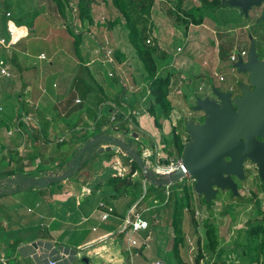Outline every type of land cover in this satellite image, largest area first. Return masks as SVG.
Returning a JSON list of instances; mask_svg holds the SVG:
<instances>
[{
	"label": "rangeland",
	"instance_id": "rangeland-1",
	"mask_svg": "<svg viewBox=\"0 0 264 264\" xmlns=\"http://www.w3.org/2000/svg\"><path fill=\"white\" fill-rule=\"evenodd\" d=\"M68 1L72 2L74 6L72 9H74V11L68 8L67 2L65 3V1L63 8L58 9L56 5L53 4L52 0H29V6L33 8L31 12H37L36 10L42 9L47 14L43 13L44 17H50L52 20L50 22V28H52L50 29L51 34H49L47 30L46 33H39L38 30H36L33 31L35 32L33 35H30L31 43L29 44L27 60L30 61L29 68L33 70L32 81L33 79H38L39 75H41L40 77L46 79V90L44 91L53 93L57 85L61 86L62 69L65 72L69 69L73 70L79 67L77 71L78 75L88 79L89 74L83 71L85 69V61L82 55L91 54L90 52H92L97 54L94 56L95 58H102V54L104 53L101 50L100 42L103 38H106L109 41L110 47L117 55V63L121 71H117L116 73L115 71H111L113 76L109 77V71H105L108 66L102 64V60H98L94 66L88 67V71H93L91 76L97 79L100 89L94 90L92 88L91 95H87L84 100L80 97V94H78L82 90L81 83H77L76 85L74 82L73 85L69 86L71 87L70 90H73L74 99L76 95H78L79 99L85 101L83 104H76L75 111L77 112L82 109V105L84 106L83 108L86 106H93L94 97H98L100 100L102 99L105 105H94V108L96 106L95 112L98 118V124L103 122L102 119L105 120L107 118V120L110 121L107 129L108 133L110 134L112 132L110 136L117 140V144L120 142L122 146L126 145L129 147L130 152H138L140 154L138 157L143 164V168L139 167V170L133 175L131 174V176L128 174L130 169V161L127 158L128 152H124L122 155L115 154L108 160L105 158L107 157V152L97 154V150H95L96 157H93L94 151L92 154H87L86 157H83L82 160H87L88 162L87 167H85L88 169L84 168L83 173H80L75 179L83 183H90L91 186H97L98 183L99 187L103 185V183L106 184L110 177L119 178V180L111 185L113 188L122 189L121 193L123 194L117 197L115 205L124 215L128 211L130 205L136 200L139 201L138 209L140 210V206L143 204L145 205L150 192L154 196L168 200L169 194H166V185H163L161 188L157 187L153 189L145 180L146 175L154 172L155 163H158L160 166H164L165 164H163V162L166 154L162 151L167 145H164L162 140H164L163 138H168L166 140L167 143H171L172 138L170 133L172 127H174L176 133L181 135L184 144L186 143L185 141L189 138L186 124L188 122L201 124L205 119L203 112L194 111L197 99L202 100L205 97L216 99L213 94V90L216 89L220 92H230L233 100L242 95L241 87H250L249 73L239 72L237 68H235L236 63L230 62L229 56L231 54L237 56L241 50H245L249 53L250 44H252L251 41H255L258 59L264 58V21H259L262 14V7H252L247 15H243L240 13V9L234 7L222 6L218 9H213L212 6L203 7L207 5L210 0H184L186 5L190 7L195 5L204 8L201 13L197 12L194 14V16L201 15V25H189L185 30L179 23L180 21L175 19L174 11L171 10V7H173L171 5L174 4L175 1L153 0L152 8L149 11V15H147L140 11V6L138 4L139 0H85V2H88V15L91 18V24L78 18L80 3H78L77 0ZM203 1H206V3ZM169 12H171V14ZM39 14L40 12L36 14L33 13V19L35 20V17ZM75 24L77 31L82 32L87 30L85 34L82 35L81 45L76 50L72 44L73 39L70 33L71 27L74 28ZM148 25H150L148 28L151 30V33L146 37L150 38L152 34L154 37L152 40L153 45H147L151 47L154 45L156 46L157 53L155 57L159 74L163 77L166 76V74H178L181 78L183 76V84L185 85L183 91H181L180 87L171 91L170 100L174 105V109L169 113V118L164 122V130L157 129V134L155 133L154 135L150 134V130H152L150 129L152 128L151 126H149L148 130L145 128L147 127L145 123L146 125L149 123L154 124V119L152 115L146 112L149 105V93L143 85V80L147 73L144 71L143 65L136 54V48H150L143 43L145 38L144 31ZM133 33L138 38L137 44H133L130 40V36L133 35ZM7 36L8 33L4 34L5 38H7ZM42 37H50L51 40L52 38H54V40L43 41ZM61 40L62 47L65 49L68 56L75 57L76 54V60H82L81 63H77L76 65L74 64L76 61H73V58L68 59L70 60L66 61L68 64H74L72 67L67 64L66 68L68 70H66V68H61V51L57 53L55 56L56 58H54L50 52L52 44L49 45V48L45 45L46 42H57L58 48L61 49ZM41 53L45 55V59L43 60L38 58ZM244 60H247V56ZM97 66L102 68V70L99 71L98 68L96 69ZM89 68H91V70ZM12 70L14 69L12 68ZM65 73L67 74L68 72ZM66 78L67 77H63V80ZM68 78L67 83L62 85L65 89L69 88L70 77ZM37 82L38 81H34V85H36ZM53 85L55 86L53 87ZM250 89L252 88L250 87ZM34 90L35 98L37 95V88ZM116 92L118 94H116ZM49 98L53 99L52 96ZM59 99L60 97L57 98V100ZM136 99L138 100V105L141 99L140 102L143 111L146 112L140 123L139 119L143 116L142 113L138 116L131 115L137 106ZM1 103H3L6 109H9V107L11 108L10 104L6 101H1ZM23 105V103L20 104L21 107ZM31 105H34V103L30 104V106ZM108 107H112L114 112ZM60 108L61 111L58 113L59 109L57 106H53L52 103L50 104L44 101L41 107V112L43 114L42 119L44 122H41L39 117L32 122L34 124L33 126L37 128L38 125H43L42 131L46 130L50 136L47 138L46 134V138L41 140L42 147L44 148L43 156L45 157L42 165L39 166L40 175H38V173H36V175L41 176L42 179L58 177L68 170V165H65L63 168H61L60 165H54L53 168L50 167L49 171L43 169V166L45 167L49 163L56 164V161H60L61 159V157H59V155H61L59 152L62 148L66 147L67 144L66 142L58 144V142H56L58 136L63 135L65 139L70 138L73 139L72 141L81 143L84 138L89 139L92 133L96 131L92 126L93 123L82 129L76 128L78 124H81L78 122L79 114L76 116L77 113H66L65 117L70 115L67 119L59 115L63 112L61 105ZM121 110L124 112L126 110V112L129 113L128 120L130 123L129 126L126 127L128 128L127 134L121 132L124 129L123 125L120 126L121 123L119 121L113 120L116 116L121 114ZM164 116H168V113L164 114ZM51 117L56 118V121L52 123V119H49ZM136 119L141 129L145 133L150 134L149 138L142 137L141 131L135 126ZM161 121H163V118L160 119V122ZM56 122L61 125V130L56 127L53 130L51 129V126ZM75 124L77 125L74 127ZM110 125L113 127L111 128ZM14 128L15 126L13 125L11 129L14 130ZM118 128L120 131L117 130ZM52 134L54 136H52ZM139 135H141V142L147 145L146 147H140L138 142ZM91 139L92 137L90 140ZM151 139H154V141H151ZM53 142L55 145L52 147ZM100 146L105 147L104 145ZM148 149L154 154L153 158H151L152 156L145 158L146 154L148 155L150 152ZM173 149L174 147L171 146V150ZM112 152H117V150H112ZM71 156L67 157L69 163L72 161ZM167 157L170 160H180L177 154L174 153H172L171 157ZM124 161L128 162L126 167H122L125 165ZM1 163L3 167L7 166V163ZM119 169H121L122 176L117 175ZM94 170L97 171L94 172ZM101 171L104 173L105 171L107 172L101 177ZM243 174V179L231 176V179L237 185V194H233L229 189L223 191L218 190L211 203L205 202L203 196L194 193L193 179L185 177L183 181L180 182L184 189L183 195L186 194V198L188 199V208L193 214V223L186 213L182 216L180 215V218H182V231H179L176 235L183 237V242L182 239L179 241V250L182 251V253L186 252L193 258L194 252L196 253V251H198L196 241L197 238H199L204 250L202 264H212L217 259V256L212 255L206 250L208 243L206 232L212 231V236L215 237L217 243L213 251L216 250V252H219V250H224L218 261L222 262V264H250L248 262L250 256L248 248L249 246L253 247V245L248 244L249 237H247V234L248 230L253 225L261 223V226H264V221L262 220L264 190L257 169L253 163L249 162L245 164ZM143 180H145V184H143ZM107 184L110 185V183ZM173 185L174 184L170 187V190L171 192L174 191V193L171 194H175L177 198H180L183 192L179 191V193L177 189L179 187H177L176 184ZM143 186L146 190L143 189ZM254 193L257 194V200L259 202L252 199ZM220 197L221 199L219 201H215V199H219ZM182 198L184 197L182 196ZM163 202V200H160L161 204H163ZM169 206L174 207L173 203ZM28 207L30 211L34 212V204L28 205ZM167 207V205H164V209ZM68 209L74 211L73 205ZM159 211H161V208ZM172 215L171 213L170 218H172ZM261 237L262 236H260V238ZM158 240L162 243L161 245L164 249L157 248L159 260L161 259V261H164L166 264H171V262L175 261V258L173 259L175 253L172 252L173 242L175 240V229L168 228L167 232L159 233ZM185 242L188 246H186ZM189 246L193 249L192 251H189ZM255 252L258 261L254 264H263L264 252L262 249L257 248ZM144 253L147 259H154L155 257V255L154 257H149L147 249L144 250Z\"/></svg>",
	"mask_w": 264,
	"mask_h": 264
},
{
	"label": "crops",
	"instance_id": "crops-1",
	"mask_svg": "<svg viewBox=\"0 0 264 264\" xmlns=\"http://www.w3.org/2000/svg\"><path fill=\"white\" fill-rule=\"evenodd\" d=\"M168 1H175L171 5L175 7L177 0ZM67 5L70 10L74 11L72 2L68 1ZM184 6H186L185 3ZM32 9L29 6V0H0V40L5 39L7 42H12L10 47L0 44V105H3L1 101H6L11 106V108L6 109L4 105H1L3 110L0 112V264H3L2 260L6 264H47V261L52 259L58 260V264H154L156 261H161L157 254V248L163 249L162 243L158 240L159 233L167 232L168 228H172L173 215L170 218L171 207L168 206L164 209V202L161 204L160 200L153 194H150L145 205L143 204L140 206V210L138 209L141 219L147 222L148 227L130 235V239L136 241V245L132 246L127 243L126 235L118 233L125 215L118 210L115 200L123 194L121 193L122 189L113 188L103 182V185L99 187L98 183L97 186H91L90 183L76 180V175L71 179L70 176L68 179L59 182L52 181L54 183H51L50 179L54 178L51 177L44 185L33 183L42 179L41 176L36 175V173L40 175L39 166L42 165L45 157L43 156L44 148L41 140L50 137L46 130H44L45 132L42 131L43 125L40 124L38 128H34L32 123L38 117L41 122H44L41 112L42 102L47 101L50 104L52 103L53 106H57L58 113L61 111V105L63 111L59 114L61 117H65V114L70 112L77 113L76 116L79 114L78 122L81 124H78V126L75 124L74 127L80 129L92 124L87 111L93 110L95 112L96 106L94 108V105H99V101L105 105V102L98 97H94V105L83 108L82 104L85 101L79 99L78 95L75 99L73 98L74 93L69 86L73 85L74 82L76 85L81 83L82 90L78 94L82 99L87 95H91L92 88L94 90L100 89L99 82L97 79L92 78L93 71L91 68H89L91 71H88V67L94 66L102 58L98 56H96L98 58H95L94 56L97 54L92 52H90L91 54L82 55L85 61L83 71L89 74L88 79H86L78 75L79 67L73 70L66 68L68 64L66 61H70L68 59L73 58V61H76V63H73L76 65L81 63L82 60H76V54L75 57L68 56L62 47V40L61 49L58 48L57 42L45 43L48 48L52 44L53 49L51 48L50 52L54 58L61 51V68L68 70L65 71L68 72L67 74L63 69L61 70V86L57 85L53 93H47L44 91L46 90V79L44 77L39 75L38 79L32 81L33 70L29 68L30 61L27 60L29 44L31 43L30 35H33L35 33L33 31L36 30L39 33H46L47 30L51 34L50 29H52L50 28L52 20L50 17H44V14H46L44 10H36L40 14L34 20L32 14L37 12H31ZM5 13H10V16L7 17ZM11 30L17 33L15 39L9 36ZM6 33H8L7 38L4 37ZM42 40L52 41L54 38L51 40L50 37H42ZM114 55H116L115 51ZM74 64L68 65L72 67ZM97 68L99 71L102 70L98 66ZM119 69L120 66L117 63V70L113 71L116 73L121 71ZM1 70H4L5 74H1ZM109 70H112V68L106 67L105 71L108 72ZM62 76L67 78L63 80ZM68 77H70V84L68 85L69 88L65 89L62 85L67 83ZM34 81H38L36 85H34ZM178 87L181 91L185 89L183 76L181 78L178 74H171L170 94L173 89ZM35 88H37L36 93L38 96L36 95L34 98ZM116 94L118 93L116 92ZM50 96L53 99L49 98ZM58 97H60L59 100H57ZM76 100H79V103H76ZM140 100L139 105L137 101V106L132 112L133 116L142 113L143 116L139 119V123L146 113L143 111ZM32 102L34 105L30 106V104H33ZM22 103L24 105L21 107L20 104ZM80 103H82V109L76 112V104ZM23 116H28L32 121L25 122ZM68 117L65 118L68 119ZM49 119H52V123L56 121V118L51 117ZM128 122L130 123L129 120ZM135 122L141 131L142 137L149 138L150 134H157V129L164 130L165 121L161 122V129L152 123L148 125L145 123L146 130L149 129V126L152 127L150 128L152 129L150 134L141 129L137 119ZM13 125L15 126L14 130L11 129ZM55 127L61 130V125L58 122L54 123L51 129L53 130ZM16 128H19V132L16 131ZM105 128L102 127V129ZM9 131H12L11 135H8ZM53 134L52 136H54ZM141 135H139L138 142L140 147L143 148L147 145L141 142ZM69 139H65L63 135L57 137L56 142L58 144L65 142L67 144L59 152L61 155L57 154L61 159L56 161V164L49 163L45 167L43 166V169L49 171L50 167L53 168L54 165L63 162L61 168L67 165L65 163L68 161L67 157L71 156L81 146L78 141ZM151 141H154V139H151ZM162 142L164 141L162 140ZM54 145L53 142L52 147ZM166 149L169 148L166 146L162 151L165 154L167 153ZM149 151L148 155H154L151 150ZM173 153L176 154V150ZM164 159L168 160L167 154ZM1 162L7 163V166L3 167ZM8 173L11 175L9 176ZM80 173H83V171ZM101 173L100 176L102 177L105 173L103 171ZM120 176H122V173ZM137 201L132 203L130 207ZM33 204L35 206L34 212L30 211L28 207V205ZM72 205L74 211L68 209ZM106 207H111L113 211L110 217L103 221L101 216ZM160 208L161 211H159ZM186 246L188 245L186 244ZM189 247V251H192L191 246ZM145 249L148 250L149 257L155 255L154 259H147L144 255ZM194 254L192 258L186 252L182 253L180 251L179 257L182 262L191 264ZM174 258L175 261L171 264H178L175 255ZM161 262L165 263L164 261ZM200 264H202V261Z\"/></svg>",
	"mask_w": 264,
	"mask_h": 264
},
{
	"label": "water",
	"instance_id": "water-1",
	"mask_svg": "<svg viewBox=\"0 0 264 264\" xmlns=\"http://www.w3.org/2000/svg\"><path fill=\"white\" fill-rule=\"evenodd\" d=\"M227 5L240 9L243 15H247L250 8L261 6L259 21H264V0H230ZM235 68L249 73L252 89L241 87L242 95L233 100L230 92L214 89L216 99L196 100L194 111L203 112L205 119L202 124H186L189 139L183 147L181 165L169 176L174 181L185 177L193 179L194 193L203 196L205 202L213 200L217 190L229 189L237 194V185L231 176L244 178L243 163L246 160L255 165L264 190V61L258 60L254 43L247 60L240 58ZM94 141L92 139L84 148L91 147ZM115 144L99 147L96 152L118 150L117 142ZM133 156L143 168L139 157ZM70 176V172H65L51 179L59 182ZM47 180L34 182L44 185Z\"/></svg>",
	"mask_w": 264,
	"mask_h": 264
},
{
	"label": "trees",
	"instance_id": "trees-1",
	"mask_svg": "<svg viewBox=\"0 0 264 264\" xmlns=\"http://www.w3.org/2000/svg\"><path fill=\"white\" fill-rule=\"evenodd\" d=\"M64 1H65V3L68 2L67 0H52V2L56 5V7L58 9L63 8ZM152 1L153 0H139V3H138L140 6L139 9L143 14L149 15V11L152 7ZM227 1H230V0H210V2L203 7H206V6L211 7L212 6L213 9H218L222 6H228ZM77 2L80 3L79 10H78L79 11L78 12L79 13L78 18L83 19V21H86L87 23L91 24L92 21L88 15V11H89L88 10V2H85V0H77ZM203 2L206 3V1H203ZM184 3H185L184 0H177L175 7L171 8V10L174 11L175 19L180 21L179 23L181 24V26L185 30L189 27V25H195V26L201 25V23H202L201 15L199 14L197 16H194V14L197 12L201 13V11L204 8L203 7H197L195 5H192L191 7L186 5L183 7ZM169 13L171 14V12H169ZM149 26L150 25H148L144 31L145 38H144L143 43H145V44H146V40L148 39V37H146V36L149 33H151V30L148 28ZM86 31L87 30H84L82 32L77 31L76 24L74 25V28L71 27L70 33H71V36L73 39L72 44L75 47L74 48L75 50L78 49V47L81 45L82 35H84ZM137 39L138 38L136 37V35L134 33H133V35L130 36V40L132 41L133 44H137ZM148 45H150V44H148ZM148 45L146 44V46L150 47V48H146V47L136 48V54L138 55V58L140 59L142 65H143L144 71H146V73H147V75L144 79V87L148 90V93H149V97H148L149 105H148L146 112L153 116L154 125L161 129V126H162L161 122L162 121L160 122V119L163 118V121L167 120L169 118V113L174 109V105L172 104V102L170 100L171 74H166V76H164V77L161 74H159L158 67H157V61H156V57H155V54L157 53L156 46L154 45L153 47H151ZM115 58L117 59L116 55H115ZM137 101L138 100L136 99V104H137ZM98 104H101V101H99ZM121 106H124V105H121ZM108 108H111V110H113V112H114V109L112 107H108ZM87 113L89 115V119H90L91 123H93V128L96 129V131L98 133L96 131H95V133H92L91 137H92V139L94 138L95 141L93 142L91 147L84 148L88 142L92 141V139L90 140L91 137L89 139L84 138V140H83L84 142L83 141H82L83 143L81 142V146H79L73 152V154L71 156L72 161L70 163L68 161L65 162L69 166L68 170H66V172L71 173L70 179L73 178L75 175L78 176L79 173L81 171H83L85 167H87V165H88L87 160H82L84 156L86 157L87 154H92V152L94 151L93 157H96L95 156V150H97V148H99V147H102L100 145H104L106 147V146L116 145L115 143L117 142V140H115L108 133L107 129H108L109 122H110L109 120L102 119L103 122L98 124V118H97L96 113L93 110H88ZM166 113H168V116L165 117L164 114H166ZM128 114L129 113H127L126 110H125V112L123 110H121V114L119 116H116L113 119L115 121L116 120L119 121L121 123L120 126L123 125L124 129L121 132H124L126 134L128 133V128H126L128 126V123H129L128 122ZM102 127H106V128L102 129ZM110 127L112 128L113 126L110 125ZM118 130L120 131V129H118ZM170 136L172 138L171 143L170 142L167 143L166 140L168 138H164L165 140H163L164 144L167 145V147L169 148L168 150L166 149L167 150L166 154H167V156L171 157L173 151L176 150L177 156L179 158H181L183 147H184V141H183L181 135L176 133V129L174 127H172V131L170 133ZM188 139L189 138H187V141H188ZM187 141H185V142H187ZM117 146H118L117 152H112V151L107 152L106 153L107 157H105V158L109 160L115 154L116 155L117 154L122 155L124 152L125 153L128 152L127 158L130 161V169H129L128 174L133 175L135 172H137V170H139V167H140L137 164L133 154H136L137 156H139L140 154L138 152H133V151L130 152L129 147H127L126 145L122 146V143H120V142H119V144H117ZM171 146L174 147L173 150H171ZM95 160H96V158H95ZM127 163L128 162L124 161L125 165L123 164L124 166H122V167H126ZM164 163L168 164L169 159L165 160L163 162V164ZM63 164H64V162L59 164V165L62 166ZM85 169H87V168H85ZM96 171L97 170H94V172H96ZM10 175L11 174H9V176ZM50 180H51V183H54V182H52L53 179H50ZM117 180H119V178L110 177L108 179L107 183H110V185H111L112 183H115V181H117ZM145 180L151 185L150 187L153 189H155L157 187L161 188L163 185H168V184H170V187H171L172 184H174V185L176 184L177 187H179V188H177L178 192L184 191L182 184L180 183L181 181H183V179L181 181H174L169 176L151 173L149 175H146ZM33 183L37 185V182L36 183L33 182ZM146 193H147V191H146ZM171 193H174V191L171 192V190H170V193L168 195L169 196L168 200L167 199H165V200L161 199L162 197H157V196L156 197L161 201L163 200L164 205L169 206V205H171V203H173V205H174V207L170 206L172 208V209L171 208L170 209H171V212L173 214V221H172L171 226L173 229H175V240L173 242L172 251H173V253H175V257L177 259L178 264H188L187 262H185V263L182 262V260L179 257L180 250L178 248V245H179L180 239H182V242H183V237L177 236L176 233H178L179 231H182V220H181L182 218H180V215L182 216L186 213V215L189 216L191 222L193 223V214L190 211V209L188 208V199L186 198V194L183 195L184 192L182 193L180 198H177L175 194H171ZM148 194H149V191H148ZM150 194H152V193L150 192ZM182 196L184 198H182ZM220 199H221V197L219 199H215V201H217V200L219 201ZM252 199L256 201L257 200V194L254 193L252 195ZM211 201H210V203H211ZM262 220L264 221V208H263ZM263 227L264 226H261V223H259V224L251 226L250 229L248 230V234H247V237H249L248 238L249 239L248 244L253 245V247L249 246V248H248L249 252H250L248 262L250 264H254L258 261L257 260L258 257L256 256V252H255L257 250V248L262 249V251L264 252V228ZM193 230H194V228H193ZM206 235L208 236V243H207L206 250L209 251L212 255L217 256V259L212 264H222V262L218 261V259L221 258V254L224 252V250H222V251L219 250V252H216V250L213 251L215 249V245L217 244L216 239H215V237L212 236V231L211 232L207 231ZM260 236H262V237L260 238ZM196 242H197L198 251H196V253L194 254V259H193V262L191 264H200V262L203 261V259H204L203 258L204 257V250L201 246L200 239L197 238Z\"/></svg>",
	"mask_w": 264,
	"mask_h": 264
},
{
	"label": "built area",
	"instance_id": "built-area-1",
	"mask_svg": "<svg viewBox=\"0 0 264 264\" xmlns=\"http://www.w3.org/2000/svg\"><path fill=\"white\" fill-rule=\"evenodd\" d=\"M155 1V0H154ZM5 15L8 17L10 16L9 13H5ZM9 36L10 38L14 37V32L13 30L9 31ZM153 34L151 35L150 38H148L146 40V44H152V40H153ZM0 44L1 45H7L8 47L12 46V42L11 41H6L5 39L0 40ZM100 46H101V50L103 51L104 54H102V64L107 65L109 68H112V70H109L108 76L112 77L113 73L111 71L113 70H117V62L115 59V55H114V50L110 47L109 45V41L106 38H103V40L100 42ZM180 50V49H179ZM248 56V53L245 50H241L239 52V54L236 56L235 54H231L229 56V60L230 62L233 63H237L238 60L241 58L244 60V58ZM39 59H45V56L43 54H40ZM245 61V60H244ZM112 66V67H110ZM1 74H5L4 70H1ZM76 103H79V100H76ZM3 108L0 105V112H2ZM23 120L26 121H32L31 118H29L28 116H23ZM16 131L19 132V128H16ZM12 131L8 132V135H11ZM153 155H147L145 156V158L151 157ZM180 160H169L168 164H164V166H160L158 163H155V168H154V172L155 174H160V175H167L170 176V174H172L176 168L178 166H180ZM121 169L118 170L117 175H121ZM143 184H145V180H143ZM144 189V186H143ZM146 189V188H145ZM144 189V190H145ZM166 189V194L168 195L170 193V184L166 185L165 187ZM138 206H139V201H137L135 204H133V206H131L129 208V210L126 212L122 223L119 227L118 233L119 234H124L126 235V241L128 244L134 246L136 245V241L135 240H131L130 239V235L137 233L140 230H145L148 226H147V222L145 220H142L140 217V214L138 213ZM113 211V209L111 207H106L104 212L102 213L101 216V220H106L110 217L111 212ZM3 264H6L3 260H2ZM59 261L52 259V260H48L47 264H58ZM154 264H165L161 261H156Z\"/></svg>",
	"mask_w": 264,
	"mask_h": 264
},
{
	"label": "flooded vegetation",
	"instance_id": "flooded-vegetation-1",
	"mask_svg": "<svg viewBox=\"0 0 264 264\" xmlns=\"http://www.w3.org/2000/svg\"><path fill=\"white\" fill-rule=\"evenodd\" d=\"M262 10H263V8H262ZM251 43H254L255 44V47H256V43H255V41H251ZM250 46H251V44H250ZM255 51H256V49H255ZM258 57V56H257ZM259 61H264V58H259L258 59ZM240 97V96H239ZM202 124V123H201ZM258 140H260L259 138H258ZM250 161H248V160H246V161H244V163H243V168L245 167V164L246 163H249Z\"/></svg>",
	"mask_w": 264,
	"mask_h": 264
},
{
	"label": "bare ground",
	"instance_id": "bare-ground-1",
	"mask_svg": "<svg viewBox=\"0 0 264 264\" xmlns=\"http://www.w3.org/2000/svg\"><path fill=\"white\" fill-rule=\"evenodd\" d=\"M16 36H17V33H15V32H14V37H13V38L15 39V38H16Z\"/></svg>",
	"mask_w": 264,
	"mask_h": 264
}]
</instances>
